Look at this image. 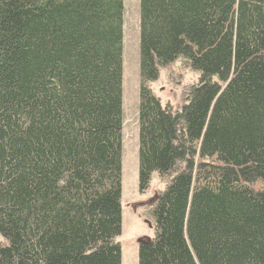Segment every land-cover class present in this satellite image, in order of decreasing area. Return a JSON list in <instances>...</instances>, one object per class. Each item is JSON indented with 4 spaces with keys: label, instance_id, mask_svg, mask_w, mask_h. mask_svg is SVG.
<instances>
[{
    "label": "trees",
    "instance_id": "16d2710c",
    "mask_svg": "<svg viewBox=\"0 0 264 264\" xmlns=\"http://www.w3.org/2000/svg\"><path fill=\"white\" fill-rule=\"evenodd\" d=\"M124 0H0V264H122ZM138 264H264V0H140ZM184 59L174 111L153 92Z\"/></svg>",
    "mask_w": 264,
    "mask_h": 264
},
{
    "label": "rangeland",
    "instance_id": "374dc122",
    "mask_svg": "<svg viewBox=\"0 0 264 264\" xmlns=\"http://www.w3.org/2000/svg\"><path fill=\"white\" fill-rule=\"evenodd\" d=\"M139 27L140 0H124L122 233L117 238L122 248V264H138L140 241L154 237L151 204L166 188L169 180L154 173L149 190L139 192ZM198 78L199 74L180 58L171 66L163 68L159 79L150 83V87L164 105H169L176 111L187 102L191 88L197 84ZM255 188L264 190V183H256ZM0 242H5L1 236Z\"/></svg>",
    "mask_w": 264,
    "mask_h": 264
}]
</instances>
